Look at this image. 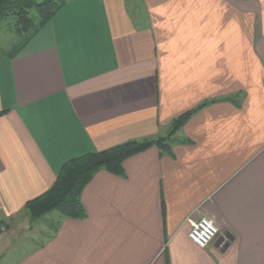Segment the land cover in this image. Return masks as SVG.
Masks as SVG:
<instances>
[{
    "label": "crops",
    "instance_id": "0c3cea01",
    "mask_svg": "<svg viewBox=\"0 0 264 264\" xmlns=\"http://www.w3.org/2000/svg\"><path fill=\"white\" fill-rule=\"evenodd\" d=\"M140 6L65 0L15 56L0 48V221L47 228L18 236V250L0 241L9 264H264V0ZM204 102L172 156L152 147L123 176L97 171L83 219L29 220L25 203L66 161L164 137ZM188 216L210 219L228 247H197Z\"/></svg>",
    "mask_w": 264,
    "mask_h": 264
},
{
    "label": "trees",
    "instance_id": "16d2710c",
    "mask_svg": "<svg viewBox=\"0 0 264 264\" xmlns=\"http://www.w3.org/2000/svg\"><path fill=\"white\" fill-rule=\"evenodd\" d=\"M65 0H0V25L12 19L11 30L23 39L14 46L8 55L15 56L60 10ZM34 11V15H31ZM204 102L190 109L170 122L169 132L156 139L130 140L101 151L86 153L69 159L60 168L53 184L41 195L27 201L24 211L31 222L57 211L62 218L83 219L85 210L80 196L83 188L94 174L104 170L115 176H123V162L152 147L161 155L172 156L171 137L197 111L207 106ZM6 110L0 111V117Z\"/></svg>",
    "mask_w": 264,
    "mask_h": 264
},
{
    "label": "rangeland",
    "instance_id": "374dc122",
    "mask_svg": "<svg viewBox=\"0 0 264 264\" xmlns=\"http://www.w3.org/2000/svg\"><path fill=\"white\" fill-rule=\"evenodd\" d=\"M38 2H41L43 0H37ZM129 2V5L133 3V5L135 4L136 7L140 8L141 6V0H127V3ZM132 7V6H131ZM135 7V8H136ZM31 15H34V11H31ZM8 22H12V19H8ZM8 22H3L0 25V48L4 49V50H9V48L16 46L22 39V36H19L17 34H15L12 30H11V23ZM56 214H58L57 211H54L50 216H48L49 218L52 216H55ZM44 220V219H42ZM36 224L39 225H32L31 223L28 224L27 227V231L25 230L23 232V234H20L22 231L19 229L15 231V233L13 232L14 227L11 228V230L9 232H5L6 231V225L0 221V227L3 226L4 230L3 233L0 235L2 236L0 238V241H2L4 238H6L7 236H13L15 238V241L12 243V246L9 247V249L11 250H18L20 249L22 245H20L21 241H18V236H44L45 232L47 230V228L43 225H41V223L38 221L36 222ZM23 227V224H22ZM5 232V233H4ZM13 232V233H12ZM17 236V237H16ZM20 245V247H19ZM4 257L1 258L0 257V264H9L11 263L12 259H13V253L12 252H8L5 255H3Z\"/></svg>",
    "mask_w": 264,
    "mask_h": 264
},
{
    "label": "built area",
    "instance_id": "2783aa9c",
    "mask_svg": "<svg viewBox=\"0 0 264 264\" xmlns=\"http://www.w3.org/2000/svg\"><path fill=\"white\" fill-rule=\"evenodd\" d=\"M185 221L188 226V239L201 249L207 248L213 240L220 236L217 226L206 217L195 219L188 216ZM3 231L5 230L2 226L0 227V235Z\"/></svg>",
    "mask_w": 264,
    "mask_h": 264
},
{
    "label": "water",
    "instance_id": "95a60500",
    "mask_svg": "<svg viewBox=\"0 0 264 264\" xmlns=\"http://www.w3.org/2000/svg\"><path fill=\"white\" fill-rule=\"evenodd\" d=\"M217 241L220 246L222 245V248L224 250L228 247L231 240L227 234L223 233L217 238Z\"/></svg>",
    "mask_w": 264,
    "mask_h": 264
}]
</instances>
